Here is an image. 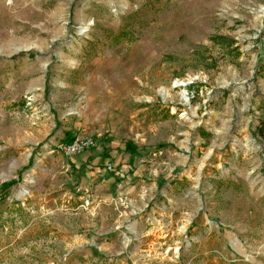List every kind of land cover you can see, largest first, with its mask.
Listing matches in <instances>:
<instances>
[{
  "label": "rangeland",
  "instance_id": "1",
  "mask_svg": "<svg viewBox=\"0 0 264 264\" xmlns=\"http://www.w3.org/2000/svg\"><path fill=\"white\" fill-rule=\"evenodd\" d=\"M263 121L264 0H0V264H264Z\"/></svg>",
  "mask_w": 264,
  "mask_h": 264
},
{
  "label": "built area",
  "instance_id": "2",
  "mask_svg": "<svg viewBox=\"0 0 264 264\" xmlns=\"http://www.w3.org/2000/svg\"><path fill=\"white\" fill-rule=\"evenodd\" d=\"M95 146V140L89 136H73V139L70 142L62 143L60 150L66 156H74L83 153L89 148Z\"/></svg>",
  "mask_w": 264,
  "mask_h": 264
},
{
  "label": "trees",
  "instance_id": "3",
  "mask_svg": "<svg viewBox=\"0 0 264 264\" xmlns=\"http://www.w3.org/2000/svg\"><path fill=\"white\" fill-rule=\"evenodd\" d=\"M256 133L259 136H261L262 139L264 140V121L256 128ZM72 139H73L72 134L67 133L66 138H65V142H70ZM130 150H131V148H130ZM134 153H135V151H134ZM17 183H18L17 180H11V181H7V182L1 184L0 185V199L6 198L9 190Z\"/></svg>",
  "mask_w": 264,
  "mask_h": 264
},
{
  "label": "crops",
  "instance_id": "4",
  "mask_svg": "<svg viewBox=\"0 0 264 264\" xmlns=\"http://www.w3.org/2000/svg\"><path fill=\"white\" fill-rule=\"evenodd\" d=\"M73 161H77L75 158L72 159Z\"/></svg>",
  "mask_w": 264,
  "mask_h": 264
}]
</instances>
